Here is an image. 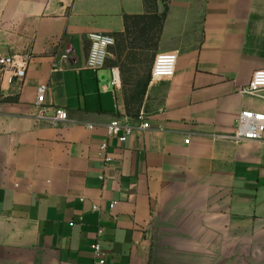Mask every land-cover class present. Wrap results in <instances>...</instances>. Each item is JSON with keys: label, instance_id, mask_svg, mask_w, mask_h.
<instances>
[{"label": "crops", "instance_id": "1", "mask_svg": "<svg viewBox=\"0 0 264 264\" xmlns=\"http://www.w3.org/2000/svg\"><path fill=\"white\" fill-rule=\"evenodd\" d=\"M158 2L157 51H178L176 73L149 82L150 127L114 139L105 168L107 126L152 67L125 77L136 53L116 88L109 60L86 66L88 36L124 31L144 0H0V56L28 64L22 81L3 74L15 100L0 102V264H89L97 242L107 264H264V137L224 138L243 111L264 112V92H241L264 68V0ZM41 85L67 121L36 116Z\"/></svg>", "mask_w": 264, "mask_h": 264}, {"label": "built area", "instance_id": "2", "mask_svg": "<svg viewBox=\"0 0 264 264\" xmlns=\"http://www.w3.org/2000/svg\"><path fill=\"white\" fill-rule=\"evenodd\" d=\"M90 40V48L87 55L86 66L92 69H102L106 66L110 56V49L116 44V39L113 35L93 32L88 36ZM68 54H63V58L68 59ZM178 51L160 52L157 54L151 69L150 83L154 81L171 79L176 73L178 64ZM0 68L4 72L5 80L9 75L8 82L12 83L14 79L22 81L27 76L28 64L26 60L18 56H0ZM57 70V69H55ZM111 83L114 87L122 86V76L119 67L111 68ZM47 86L41 85L37 88V114L40 119L52 118L56 121H67L68 111L63 107L54 109V114L49 115L48 107L44 104ZM241 92L257 96L264 92V68L257 69L251 78V81L241 89ZM150 127L149 121L146 119L143 111L136 118L125 116L122 119H116L108 124L107 134L100 145L99 154L104 164V167H109L113 161L110 153V147L114 139L120 143H126L127 140L136 132L137 129L146 130ZM264 137V112L243 111L238 119V127L232 134L224 136V138L236 143L249 141H261ZM189 142V140H187ZM104 179L105 176L101 175ZM116 205V202L111 203V208ZM94 210H99L97 205L93 206ZM82 217L80 221H82ZM70 225H75L71 222ZM94 252V262L89 264H107L108 254L103 250L100 243L92 245Z\"/></svg>", "mask_w": 264, "mask_h": 264}, {"label": "trees", "instance_id": "3", "mask_svg": "<svg viewBox=\"0 0 264 264\" xmlns=\"http://www.w3.org/2000/svg\"><path fill=\"white\" fill-rule=\"evenodd\" d=\"M146 12L143 14H126L124 16L125 30L116 32L113 36L116 44L111 47L110 53L113 55L109 59L111 66H118L123 74L124 68L130 67L134 62L135 50L157 51L160 38L167 18V8L160 11L158 0H144ZM141 66V62H139ZM139 66V70H142ZM151 72L149 71L143 79L136 82V86L125 91L127 107L126 116L136 118L139 116L141 106L147 93ZM3 94V92H2ZM15 98L4 97L3 101H14Z\"/></svg>", "mask_w": 264, "mask_h": 264}, {"label": "rangeland", "instance_id": "4", "mask_svg": "<svg viewBox=\"0 0 264 264\" xmlns=\"http://www.w3.org/2000/svg\"><path fill=\"white\" fill-rule=\"evenodd\" d=\"M135 51L137 53L135 56V61H140L142 64H141V66L138 63L134 64L135 69H133L132 71H129L128 73L125 74V77H128V79L132 77L134 81L136 79H138L137 77H141V76L145 75L142 70H139V66L144 68L147 71L149 68L152 67V64L154 61L153 54L156 52V55H157V53H158V51L154 52L152 50H139L138 49ZM109 59H112V55L109 56L108 60ZM120 71H121V69H120ZM3 73L4 72L0 68V102H3L4 97H6L4 94ZM121 76H122V82L124 83V80H123L124 75L122 74V72H121ZM126 90H131V89L128 88ZM2 92H3V94H2ZM159 251L161 252V250H159ZM169 260H171V259L169 258ZM155 262H156L155 264H170V263H168V258L164 257L163 255H158L155 259Z\"/></svg>", "mask_w": 264, "mask_h": 264}]
</instances>
